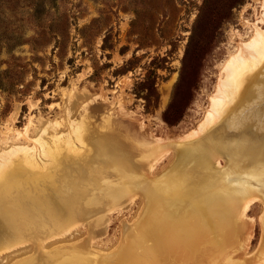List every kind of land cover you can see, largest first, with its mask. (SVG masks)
Instances as JSON below:
<instances>
[{"label": "rangeland", "instance_id": "1", "mask_svg": "<svg viewBox=\"0 0 264 264\" xmlns=\"http://www.w3.org/2000/svg\"><path fill=\"white\" fill-rule=\"evenodd\" d=\"M261 15L264 0H0V152L13 149L0 166V264L263 262L262 102L230 104L213 125L251 126L225 124L206 153L186 156L216 126L183 138ZM236 108L258 113L239 122ZM73 206L85 215L57 227ZM159 217L186 222L142 230ZM166 232L177 242L157 263L148 249Z\"/></svg>", "mask_w": 264, "mask_h": 264}, {"label": "bare ground", "instance_id": "2", "mask_svg": "<svg viewBox=\"0 0 264 264\" xmlns=\"http://www.w3.org/2000/svg\"><path fill=\"white\" fill-rule=\"evenodd\" d=\"M260 22H264V15H261V21ZM254 27H255L254 29H256L254 36L249 41H246V42L240 44V48L238 49V51L235 54L231 55L230 58L224 63L222 70L220 71L221 76H219L220 78H219V81L217 84L216 92L210 97V101H211L210 106L211 107H210L208 113H206L204 120H202L199 123V127L197 129H195V130L189 132L188 134L184 135L183 138L196 137V136H199L200 134H203L204 132H206L214 123H216V121L221 116H222L221 118H223V114H224L226 108L229 107L230 104H232L233 102L239 103V101H240V103L249 104L248 105L249 109H251L252 106H253V109H255L256 106H254L255 105L254 102L256 103L260 99V102H262V104L261 103H260L261 105L258 104L257 107L258 108L262 107V109L264 108V30H262L261 27H259L256 23H254ZM237 108H238V106H237ZM237 108H236V117H237V120L239 122L245 116H247V117L253 116L254 114L258 113V112H255V113L251 114L252 111L247 112V110H245L247 108L246 107V108H244V111L246 113H245V115H243L244 113L240 112ZM260 116H261L260 119H264V115L262 113H260ZM227 121H228V119L226 121L222 120L219 122V124L217 126H216V124L213 125L214 127L215 126L217 127V128L213 127L214 129L212 128L214 131H216V133L213 134L214 135L213 140H212V137L207 136L208 138H205L206 140H203L201 142L198 141V142L191 144L192 147L187 150L188 152H186V156L189 154V152H192L195 150L197 152L199 151L201 153H203V152L206 153V151L208 149V146L206 143L207 142L210 143L212 141L216 142V136L219 137L222 134V131L226 128V126H230V128H229V133H230V130H232L233 128H236V127L242 128L243 125L246 126L247 124H249V123H242L243 125H241L240 123H236V124L230 125L229 123L226 124ZM261 123H263V121H261ZM225 124H226V126H225ZM55 125H57L55 122L49 123V125H47L45 127V129L48 128L49 130H52V129H54ZM212 129H211V131H213ZM262 133L263 132L259 133L258 136L261 137L262 141H263L264 140V133L263 134ZM224 137H226V136H224ZM224 137L220 138V142L222 144H225V142H226L225 140L227 137L226 138H224ZM179 138H182V137H179ZM192 142H194V141H192ZM235 144H236V142H235ZM162 145H163V143L160 141L159 147L163 148ZM20 148H25V146H20ZM12 150L13 149H6V150H3L0 152V166L3 165L1 160L5 159L7 156V153L11 152ZM255 151L258 152L257 148L254 150V152ZM259 153L261 154V157H263V161H264V146L260 150ZM255 154H258V153H255ZM27 160L32 162V166L35 168L36 167H43V165L40 166L36 163L37 159H35L34 157L33 158L30 157ZM179 163L182 164V163H184V161L182 160ZM262 169L264 170V163H263ZM240 191L241 190L237 191L238 195H239ZM255 202H257V201L254 199L253 200L251 199V200L245 202V204L243 206L244 216H248V212L250 211L251 206ZM83 215H85V208H83V207L75 208L73 206L72 209H70L69 207H65V210L60 212V216H59L60 220H56L57 221L56 225H57V227L58 226L59 227L64 226L65 224L70 222L72 219L83 216ZM185 219L186 218L176 219V220L171 221V222H168V220H167V222L164 223V218L159 217V219H156V220H159L160 223L155 224L154 226L149 224V223H146L145 225L142 226V230L149 231V232L150 231H152V232L164 231V229L165 230L170 229L171 232L179 231L180 229H182L184 227L185 222H186ZM247 225L248 224L246 221L245 228ZM240 226H241V224H239L238 227H240ZM98 229H100V228H98ZM69 231H66V233L64 235L68 234ZM243 231H245V229ZM137 234L139 235L140 231H137ZM250 234H252V233H250ZM146 238H147V236H146ZM164 238L165 239L161 240L157 245H155L153 247V250L155 252L152 251L151 249H148L153 254V256L158 259L157 261H155L153 259L157 263L159 261V258L162 256V255H160V252H161L160 250L163 249L164 247L168 246V243L171 244L172 241L177 242V239L175 237L171 238L169 235H167V232L165 233ZM141 240L143 241L142 238H141ZM136 245H139L138 241H137ZM79 252L80 251L78 250L77 253H79ZM111 255H113V253ZM62 257H64V256H62ZM65 258H67V257L65 256ZM65 258L61 259V260H63L62 264H88V261H89L87 259L81 261L80 256H72V257H70V259H65ZM112 258H111V261H112ZM20 260H22V259H20ZM99 260L101 261V258ZM14 263H15V261H14ZM234 263H236V264H264V261L261 263H258V260H256V259H244V258L240 259V258H237V259H234ZM133 264H136V262ZM205 264H216V262H214V263H208L207 262Z\"/></svg>", "mask_w": 264, "mask_h": 264}]
</instances>
